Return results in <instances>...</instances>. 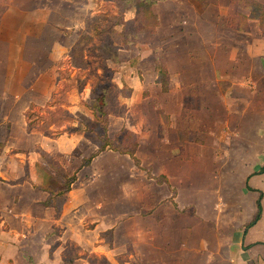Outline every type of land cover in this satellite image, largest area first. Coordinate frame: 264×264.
Wrapping results in <instances>:
<instances>
[{"label":"crops","instance_id":"obj_1","mask_svg":"<svg viewBox=\"0 0 264 264\" xmlns=\"http://www.w3.org/2000/svg\"><path fill=\"white\" fill-rule=\"evenodd\" d=\"M14 1L2 3L1 0L0 9L6 10L7 3ZM153 1L152 10L159 24L151 47H145L149 49L146 55L136 59L138 74L129 78V99L134 102L133 99L146 97V108L129 106L127 114L134 118L132 122L129 117L112 116L111 119L108 114L107 126L114 133L113 138L122 129L137 136L134 158L111 150L96 151L90 164L80 167L82 160L92 155L80 154L75 158L81 161L76 180L57 207L44 205L49 194L40 189L42 178L37 175L35 180H28L21 174L5 182L0 164V264H19V260L25 264L31 261L34 264H90L92 256L104 258L110 264H264V164L259 163L248 175L246 183L255 178L256 184L247 185L239 192L243 198L253 196L255 209L251 219L241 225L238 222V226L224 222L226 215L225 218L220 215L218 206L211 209L205 207L207 202L204 207L190 200L180 202L177 187L194 148L201 147L195 140L186 138V132L190 135L195 131L193 124L199 127L202 119L206 122V114H224L222 122H228L232 106L236 102L243 104L242 99L233 98V93L240 96L246 92V79L255 81L264 93V36L257 11L243 9L231 0H214L205 7L197 0H164L167 5L157 14L154 8L161 0ZM256 1L264 5V0ZM238 13L245 17V24L239 21L230 27V21ZM5 17L6 12L4 21ZM251 30L262 36L257 44L249 41ZM1 44L5 47L2 37ZM152 56L153 60L149 61ZM36 59L40 58H33L26 65L38 66ZM57 60L52 57L50 63L44 59L43 65H56ZM18 62L22 65L19 59ZM68 64H72L71 57ZM156 64L167 72L165 90L158 83ZM4 78L6 81L7 76ZM186 97L198 103L186 106ZM246 107L247 103L241 110L243 115ZM253 112L259 120H264V109ZM90 116L93 117L92 111ZM209 121L214 124L213 118L209 117ZM260 125L262 138L264 122ZM77 134L47 138L50 141L34 139L33 143L47 154L65 157L67 165L74 158L72 152L86 147L82 134ZM105 153L129 157L134 164L132 172L136 181L128 189L112 191V197L106 198L103 192L96 196L104 188H94L89 193L80 177ZM261 154H264V143L256 151L257 156ZM161 156L165 159L161 160ZM38 158L34 160L40 165L42 161ZM162 163L170 168L163 167L158 173L149 169ZM60 168L66 172L63 166ZM160 188L167 193L161 195ZM258 202L260 220L246 228L256 214ZM108 231L111 236L106 238L103 235ZM5 239L10 245L7 246ZM18 244H23L25 250L17 249Z\"/></svg>","mask_w":264,"mask_h":264},{"label":"rangeland","instance_id":"obj_2","mask_svg":"<svg viewBox=\"0 0 264 264\" xmlns=\"http://www.w3.org/2000/svg\"><path fill=\"white\" fill-rule=\"evenodd\" d=\"M163 1H159L154 8L157 14L161 7L167 5ZM7 6L6 10L0 9V28L7 29H0V37L6 42L5 47L0 45L1 175L5 177V182L21 174L28 180H35L37 175L43 180L42 171L63 185L67 177L76 175L81 161L75 158L80 154L88 157L96 152V141L105 137L113 139L112 130L107 126L103 134L98 124L101 119L96 122L90 116L94 92L107 91L106 109L111 119L112 116H122L125 119L129 117L132 122L134 118L127 114L129 106L146 108V97L133 99L134 102L129 99V78L138 74L136 59L146 55L149 49L145 47L152 45L153 35L147 32L134 34L128 39L130 43L127 49H124L122 41L115 35L122 28L114 26L112 21L120 16L116 0H15L8 2ZM126 14L123 15L128 22L126 29L133 34L134 24L130 19L134 14ZM261 37L257 31L251 30L249 41L257 44ZM108 40L119 48L117 64L99 54V45ZM76 44L82 49L85 68L68 64ZM132 44L134 48H131ZM68 46L71 48L66 49ZM136 53L140 54L137 56ZM52 57L58 59L57 64L44 66L43 60L48 59L52 63ZM33 58H40L36 59L40 64L27 66L26 62L30 63ZM18 59L22 65H19ZM152 60L153 56L149 61ZM30 72L32 75H28ZM4 76H7L6 81ZM244 82L246 92L240 91V96L237 92L233 93V98H238V101L242 99L243 104L234 101L236 103L231 108L233 111L228 116V122H222L224 114H206V122L202 119L199 127L193 124L195 131H191L190 135L186 132V138L195 140L201 147L194 148L191 161L184 166V178L177 181L180 202L190 200L198 202L200 207L207 202L205 207L211 209L218 206L220 215H226L227 220L224 217L223 221L233 225L238 222L241 225L251 219L255 209L253 196L243 198L239 192L247 185L251 187L256 184L255 178L246 183L248 175L259 163L264 164V154L256 155L264 143V137L260 138L263 131L260 124L264 120H259L253 112L264 109V93L255 81L246 79ZM184 103L192 107L198 101L186 97ZM246 103L248 109L243 115L241 110ZM209 117L214 119V124L210 123ZM77 133L82 134L86 147L81 146L72 152L71 157L74 158L67 165L65 157L47 154L33 143L34 139L74 137ZM36 156L42 161L40 165L34 160ZM160 159L165 158L161 156ZM162 165L156 164L149 169L158 173L163 167L170 168L167 164ZM133 169L134 164L129 157L105 153L80 177L84 179L83 186L89 193H93L94 188H104L96 196L103 192L102 196L106 198L112 197V191L118 188L128 189L135 184ZM96 176V180H93ZM165 191L164 188L159 189L161 195L166 194ZM104 237L108 238V235ZM16 248L25 250L23 244H18ZM19 261V264H25ZM30 264H34L33 261Z\"/></svg>","mask_w":264,"mask_h":264},{"label":"trees","instance_id":"obj_3","mask_svg":"<svg viewBox=\"0 0 264 264\" xmlns=\"http://www.w3.org/2000/svg\"><path fill=\"white\" fill-rule=\"evenodd\" d=\"M202 7L207 6L209 3L214 2V0H197ZM231 2L236 3L243 9L247 10H256L257 11V18L259 21V27L264 36V5L258 3L256 0H231ZM155 4L153 0H116L117 8L120 10V16L114 17L112 21H114V26H120L122 29L120 32L115 33L120 40L122 41V46L124 49H127L128 39L138 33L147 32L151 35H155L156 28L158 27V18L154 14L152 7ZM127 12L134 13V19H132L134 24L133 34L130 33L126 29V25L128 22L125 21L123 15ZM243 21V25L245 24V17L241 14H237L235 19L230 21L229 26L232 27L236 22ZM118 47L111 43L109 40L105 41L103 45H99L98 51L100 56L106 60H111L113 62H118L117 60V53ZM82 49L79 48V44H76L73 49V53L70 56L72 60L73 66L76 68H85V64H83L82 59ZM155 69L158 73V83H160L165 90L166 86V78L167 72L164 67L159 64H156ZM106 90H102L101 93L92 95V115L93 119L97 120L98 124L101 126V131L103 134L107 131V124H108V112H107V94ZM97 146V153L103 152L105 150H111L114 152H118L120 154L128 155L131 158H134V154L136 149L138 148V138L137 136L125 129L120 130L114 136V138L108 139L105 137L103 140H98L95 142ZM92 154L89 158H84L82 160L81 166L84 167L90 164L92 158L97 154ZM76 180V176L72 175L71 177H67L64 180V184L60 185L56 182L52 177L49 175H43V184L40 186V189L47 192L49 194L48 199L44 202L45 206H50L54 204L57 207V204L60 203L61 198L70 190V186ZM261 217V206L258 202L256 214L253 219L247 224L246 228H250L254 226ZM108 235L111 236V232H106L103 236ZM110 239V238H109ZM110 264L106 259H98L94 258L90 260V264Z\"/></svg>","mask_w":264,"mask_h":264}]
</instances>
